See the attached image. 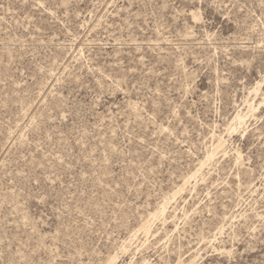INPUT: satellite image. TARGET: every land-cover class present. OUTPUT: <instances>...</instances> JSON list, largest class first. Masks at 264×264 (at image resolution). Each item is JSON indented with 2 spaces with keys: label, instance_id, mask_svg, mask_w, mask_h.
I'll use <instances>...</instances> for the list:
<instances>
[{
  "label": "rangeland",
  "instance_id": "rangeland-1",
  "mask_svg": "<svg viewBox=\"0 0 264 264\" xmlns=\"http://www.w3.org/2000/svg\"><path fill=\"white\" fill-rule=\"evenodd\" d=\"M0 264H264V0H0Z\"/></svg>",
  "mask_w": 264,
  "mask_h": 264
},
{
  "label": "bare ground",
  "instance_id": "bare-ground-1",
  "mask_svg": "<svg viewBox=\"0 0 264 264\" xmlns=\"http://www.w3.org/2000/svg\"><path fill=\"white\" fill-rule=\"evenodd\" d=\"M148 224V223H147ZM145 227V226H144ZM148 228V227H147ZM145 231H146V229H145Z\"/></svg>",
  "mask_w": 264,
  "mask_h": 264
}]
</instances>
